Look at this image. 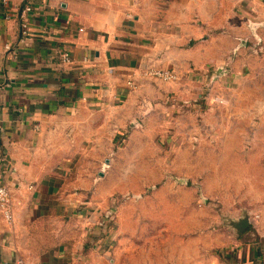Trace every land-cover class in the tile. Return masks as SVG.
I'll use <instances>...</instances> for the list:
<instances>
[{"label":"rangeland","instance_id":"rangeland-1","mask_svg":"<svg viewBox=\"0 0 264 264\" xmlns=\"http://www.w3.org/2000/svg\"><path fill=\"white\" fill-rule=\"evenodd\" d=\"M261 1L263 9L250 5L233 50L190 66L189 84H179L186 76L176 70L174 82L145 77L135 108L122 113L125 125L97 131L60 122L50 158L53 200L72 199L95 215L88 226L104 230L90 245L99 246L96 255L77 264H207L228 237L257 231L264 210ZM81 218L67 219L68 228L55 216L31 225L23 254L45 263L65 234L75 242L87 233L89 245L92 231H83Z\"/></svg>","mask_w":264,"mask_h":264},{"label":"crops","instance_id":"crops-1","mask_svg":"<svg viewBox=\"0 0 264 264\" xmlns=\"http://www.w3.org/2000/svg\"><path fill=\"white\" fill-rule=\"evenodd\" d=\"M261 3L0 0V171L14 215L9 223L0 207V264H77L95 256L99 246L91 242L104 237V230L88 226L95 215L78 211L72 199L57 203L51 193L52 136L60 122L97 131L125 125L129 118L122 113L135 108L144 70L172 68L186 76L179 84H189L190 66L210 65L220 60L218 52L233 50L234 36L247 31L250 5L263 9ZM26 6L32 8L30 37L21 44L19 15ZM64 52L71 62L63 61ZM75 215L83 216V231L86 225L92 231L89 245L87 233L75 242L65 234L45 263L23 254L31 225L46 226L55 216L68 228L66 220ZM261 216L256 232L228 237L207 264H264V210Z\"/></svg>","mask_w":264,"mask_h":264},{"label":"built area","instance_id":"built-area-1","mask_svg":"<svg viewBox=\"0 0 264 264\" xmlns=\"http://www.w3.org/2000/svg\"><path fill=\"white\" fill-rule=\"evenodd\" d=\"M32 10L31 6H26L22 9L19 17L21 21L22 27V37L20 38L21 44L28 43V37H30L29 32V14ZM129 19H132L133 16H128ZM82 30V29H81ZM6 48L10 49L11 46L7 45ZM62 59L65 63L71 62V55L69 52H64L62 54ZM142 75L146 78H157L166 83L174 82L178 80V73L172 69H164V68H149L142 72ZM128 84L130 86H134L135 84L132 81H129ZM2 172L0 171V207L4 213L5 219L11 223L14 220L13 210L11 208V193L8 187L2 181ZM234 264H244L242 262H235Z\"/></svg>","mask_w":264,"mask_h":264}]
</instances>
